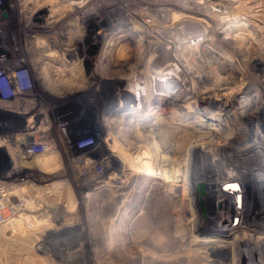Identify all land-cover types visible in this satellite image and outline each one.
I'll list each match as a JSON object with an SVG mask.
<instances>
[{
    "label": "bare ground",
    "instance_id": "obj_1",
    "mask_svg": "<svg viewBox=\"0 0 264 264\" xmlns=\"http://www.w3.org/2000/svg\"><path fill=\"white\" fill-rule=\"evenodd\" d=\"M210 1L204 0V6L209 9L208 2V5L213 3V5L219 6L218 10L214 9L216 12L211 11L213 9H209L207 12L200 9L195 10L192 4L183 5L180 2L182 5L177 4L176 6L182 11L174 13L172 20L161 28L156 26L157 21L167 20L164 16L170 13L175 2L172 0H121L119 3L123 4L124 10L127 12L126 15L124 14L125 18L122 24L126 25V28L129 27L128 30L119 28L105 31L100 28L90 29L87 23L82 20L81 12L90 11L87 6L91 0H10V9L12 7V15L15 17V27L20 29L16 30L12 36H5V38L10 41L12 37L11 43L13 42L12 44L15 45L16 42L20 45L18 52L16 51L17 54L20 55L21 52L25 53L26 51L25 56L28 58L29 70L28 74L24 72V78H22L25 80L24 83H30L31 86L38 84L56 98H63L76 90L88 89L93 86L95 88L100 86V92L107 94L109 91L106 89L107 85L119 81L130 82L131 80H136L137 83L133 84L134 81L130 83L126 91H121L120 87H117L118 85L110 90L114 92L112 96L114 101H116L115 96L118 93L136 92L142 94L141 104H137L135 108H128L129 112L136 113L140 109L142 111L146 108L149 109V102L156 93H158L156 97L162 98L171 92L173 96L167 97L175 98L176 105L174 110H171L172 120L175 123L170 121L171 117L167 121L158 119L152 123L144 122L142 124L128 121L123 118L124 115L119 119L110 120L109 117L107 118L109 113L100 110L99 115L103 119L104 127H110L121 146L131 152H129L128 161L124 160L126 167L122 170L119 182H110L111 177L103 175L102 182L96 181L87 184V192H83V198L89 199L94 190L97 192V188H100L103 191L109 190V195L99 196L102 202L115 203L118 201L122 203L128 199L132 183L142 174L141 166L147 164L148 167L144 172H147L148 174L145 173L147 177L154 179L155 182L146 195L148 207L144 206L145 211L141 215V219L145 221V228L138 230L137 233L134 232L135 241L143 246L151 247L169 239L164 246L166 249L179 244H189L190 254L197 257L194 255L196 249L191 247V243L197 239L195 233L197 226L208 220H212L214 223L224 217L230 218L231 221V218H234L232 215H235L236 219L232 221L240 220L239 223L243 224L249 233L244 240L239 238L231 244H222V247L218 244L215 245L212 243L213 241H211L212 244L209 243L210 245L206 244V249L203 252L207 264H224L216 253L219 248L223 247L232 250L233 264L236 263V260L239 264H264V135L254 133V127L248 130L249 133L247 132L246 135L245 130L243 133L244 128H241L243 125L238 121L248 111L250 112L257 105L264 103V99L259 92L254 91V81L253 85L249 82L242 93L230 101L223 98L220 101L215 100L207 93V90H219L221 86L231 81L232 76L235 77L238 73L242 76L255 75L256 70H252L251 66L253 65L251 64L261 55L248 54V51L243 48H237L235 49L237 58L230 59L212 47L203 44L205 33L212 26L199 15H204L206 18L214 15V19L216 16L223 20L232 12L229 8L235 5L229 4L236 2V0ZM131 5L134 7L131 8ZM203 8L205 10V7ZM96 10L98 13L94 14V18L99 17L98 14L101 16L106 9L103 6H96ZM209 12L213 14L210 15ZM137 18H141L144 22L140 28L132 25ZM181 19L185 20L183 22L186 24V28H184L185 25H182L184 27L173 26ZM34 21L38 26L32 28L31 25L35 24ZM200 21L206 22L207 27H202ZM180 22L182 20L179 21V24ZM224 25H226L225 22L221 28L224 29ZM137 28L142 31L141 34L139 33L140 36H137L138 38L136 37ZM126 36L128 38H125ZM90 38L95 41L100 40L103 44L98 49L82 52L79 45ZM195 38H199L198 41H195ZM193 41L199 46H196ZM188 54H191V57ZM192 58L198 60L204 69H196ZM204 70L210 71V75L215 72L220 74L216 73L217 77L212 76L214 77L212 80L209 74L208 76L205 74L206 72H203ZM8 78L13 87L12 77L8 75ZM205 85L212 88L205 91L208 96L201 97V88ZM13 90V99H16V90L14 88ZM30 98V102L37 99L35 95ZM12 100L0 97V107L21 109L14 106ZM184 103H188L189 108ZM94 109L95 107H89L83 113L94 115L96 114L92 113ZM189 109L201 113L208 111L213 114L218 112L226 114L223 121L227 126L225 128L229 130L228 135H224L219 128L215 137L221 140H216L217 142L212 141L214 138L201 140L204 142L205 148H203L201 143L197 142L200 138L197 139V136L194 135V131H198L197 121L189 123L186 120L190 112ZM21 110L30 117L32 126L30 134L36 135L41 132L43 136L50 139L48 150L54 148L57 142L55 136L49 135V133L52 125H55L52 122L59 123V121L56 119L49 121L50 119L48 120L46 115L39 114L41 110L36 111V114L31 113L32 111L30 112L27 108ZM66 116L69 118L67 114ZM61 119V124L66 126L67 132L70 127L66 125L63 118ZM81 119H83L82 116ZM231 127L233 131L230 129ZM113 129H116L120 135L115 134ZM187 129H191L192 133L186 131ZM236 130L238 133H243L244 141L236 140ZM62 132L64 133V131ZM179 133L180 135H178ZM222 139L225 140L224 144L221 143ZM126 140L127 144L123 142ZM141 142L155 145L157 151L151 155L150 160L132 159L138 150L137 145ZM69 148L71 147L69 146ZM183 161H186L184 164L186 169L175 166ZM90 162L92 161L88 158V153L73 155L70 163L78 169L76 171L78 180L84 178H82L81 170L98 172L93 170L95 165ZM32 163L42 166L44 173H52L66 168L65 160L55 153L53 156L40 159L35 156ZM220 167L225 170L228 168L229 171L233 168L236 171L233 173L227 171V174ZM191 171L192 174H187ZM204 173L209 175V179L204 178ZM56 181L58 190H61L64 185H70L69 179L65 177ZM199 184L203 186L202 189H199ZM68 197L70 198L69 195ZM208 197L212 198L211 201L207 200ZM65 198L67 199V196ZM243 236L241 234L239 237Z\"/></svg>",
    "mask_w": 264,
    "mask_h": 264
},
{
    "label": "rangeland",
    "instance_id": "obj_2",
    "mask_svg": "<svg viewBox=\"0 0 264 264\" xmlns=\"http://www.w3.org/2000/svg\"><path fill=\"white\" fill-rule=\"evenodd\" d=\"M102 1L107 2L105 3L106 5ZM120 1L121 0H91L90 4L87 6L90 11L81 12L82 20L87 23L90 29L100 28L101 30L106 31L122 28L123 30H128L129 27L126 28V25L123 26L122 24L127 12L124 10V7L122 6L123 4L119 3ZM213 1L216 2V0H211L210 2ZM172 2H175V5H173L170 13L164 16L167 20L157 21V27L163 28L166 23L172 20L174 13L182 11V9L180 10V8H177V4L179 6L181 3L183 5L192 4L193 7H195V10L200 9L204 12H207L209 9H213L211 11L216 12L214 9L218 10L219 7L215 4L213 5V3H210V6L208 5V2L207 7L210 8L207 9L206 6H204V0H190L189 2L186 0H172ZM229 5H234L232 8H229L232 12L223 20L216 18V16L214 19V15L210 17L207 16V18L204 17V15H199L206 19L207 23L212 26L207 29L205 33L206 42L203 40V44L212 47L217 50V52L230 59L237 58V50H235L237 48H243V50L248 51V54L255 53L254 55H261V57L257 58L251 64L253 65L251 66L252 70H256L255 75L250 74L242 76L238 73L237 76H235L236 78L232 76L233 80L230 78L232 82L230 81L221 86V90H212V87H209L208 85H205L206 87L201 86L202 93L200 96L206 97L209 94L215 100L220 101L224 99L230 101L235 98V96H239L249 82L252 84L254 81V85L252 84L254 91L257 93L259 92L264 99V0H236V2L234 1V3ZM10 6V0H0V58H2L0 63L1 98H6V94H11L14 97V91L12 88H8L9 91L2 88L4 82L9 84V75L14 81L13 88L16 90L15 93L17 96L16 99L12 100L14 106L18 108L20 107L21 109L27 108L34 114H36V111L39 112L41 110L39 114L43 113L46 115L47 119H50L49 121H53L54 119L59 121V123L52 122L55 125H52L49 135L55 136L59 151L54 153L58 154L65 160L66 168L52 173H44L42 171V166L39 165L40 167H35L31 171L26 172V175H29L31 182H33L31 189L32 195L43 194V197H38L37 199L45 201L44 207L47 210L45 209L46 211L44 212V215L46 218L41 221H34L35 225L32 226H29L24 220L13 221L14 224L7 223L0 226V264H207V261L204 258L205 253L203 252L206 249V244L210 245L209 243L213 241L212 243H215V245L218 244L222 247V244H231L232 242H235L236 239L241 238L244 240L246 238L249 231L247 232V228L239 223L240 220L233 222V219H236V216L232 215L234 218H231V221L230 218L224 217L220 218L217 222L215 221L213 223L212 220H208L197 226V231L195 232L197 234V239L191 243V247L196 249L194 255H197V257L190 254L188 250L190 247L189 244H179L175 247L166 249L164 246L169 239L163 243L154 244L151 247L143 246L135 241L134 232L137 233L138 230L145 228V221L141 219V215L144 214V206L146 208L148 207L146 203V195L152 184L155 182L154 179L147 177L145 174L147 172H144L148 167L147 164L141 166L140 171L142 174H140L132 183L130 195L128 199L122 203L118 201L115 203L102 202L99 196L109 195V190L103 191L100 188H97V192L94 190V193L89 199L83 198L82 195L87 192L86 187H88L90 183H95L96 181L102 182V178H104L103 175L110 176L112 179H110V182H119L122 170L126 167L125 161H128L129 152H131L121 146L120 141L114 136L113 131L109 126V128H107V126L104 127L103 119L99 115L100 110H105L109 113L107 118L109 117L110 120L119 119L124 115L123 118H126V120L133 121V123L138 122L139 124L144 122L152 123L158 119L167 121L170 117L171 121V110H174L173 108L176 105L175 98L167 97L170 95L171 97L173 96L171 92H168L167 94L169 95L165 94L162 98L156 97L158 96V93H156L149 102V109L146 108L143 111L142 109H135L137 111L136 113H133L129 112L128 108H135L137 104L140 105L143 98L142 94L136 92L118 93L117 96H115L116 101H114L112 99L114 92L110 90L112 87L114 88L118 85L117 87H120L121 91H126L128 89L127 86L130 83H133V81V84L137 83L136 80H131L130 82L119 81L112 85H107L106 89L107 91L109 90L107 94H102L100 92V86H97L96 88L93 86L88 89L84 88L76 90L63 98H56L46 92L38 84H33L32 86L30 83L25 84V80L22 78H24V72L28 74L29 70L28 58L25 56L26 51L25 53L21 52L20 55L17 54L16 51L20 45L16 44V42L15 45H13V42L11 43L12 37L10 38V41L5 38V36H12L16 30L20 29H16L15 27V17L12 15V7L10 9ZM96 6H103L106 10L102 12L103 14H101V16L98 14L99 17L94 18V14L98 13ZM133 7L134 6L131 5V8ZM203 7H205V10H203ZM209 14L212 15L213 13L209 12ZM181 20L182 22L179 24V21ZM181 20L175 22L176 24L174 23L173 26L181 25L180 27H184L182 25H185L184 28H186L187 26L184 24L185 20ZM224 22L226 25H224L225 27L223 29L221 26ZM34 23L35 24L31 25L32 28L38 26L36 21H34ZM199 23L202 27H207L206 22L200 21ZM133 24L140 28V25H144V22L141 18H137L132 25ZM138 28L136 37L140 36L142 32ZM125 38H128V36ZM198 39L199 38H195V41H198ZM195 41H193V43H195L196 46H199ZM102 44L103 43L100 42V40L95 41L93 38H90L89 40H85L82 45H79V49L82 52H88L95 48L98 49ZM188 56L191 57V54H188ZM192 61L195 63L196 69H204V66L198 63V60L193 59ZM203 72H206V75H210L211 73L208 70H204ZM216 73L217 72L210 75L212 80L214 77H217V74H220ZM27 77L29 79L28 75ZM97 78L100 77L97 76ZM207 89H211L212 92ZM206 90L208 94L205 92ZM34 95L35 98H37L36 101L30 102V97ZM29 98L30 100H28ZM184 104L189 108L188 103ZM89 107H95L92 113L96 114L90 116L83 113L86 112ZM189 111L186 120L189 123L197 121L196 126L198 127V131H194V135L197 136V139L200 138L198 139L199 141H197L199 144L201 143L200 145L203 146L204 142L201 140L205 139L210 140V138H214L212 140L214 142L221 140L220 138L215 137L219 128L224 135H228L227 133L229 130L225 128L227 126L224 125L223 121L226 114L222 112L213 114L208 111L201 113L193 109H189ZM0 114L6 116L5 118L10 120L22 119L27 115L13 112L12 109L7 107H0ZM27 116L29 117V115ZM81 116L83 119H81ZM61 118H63L66 125L70 127V130L67 132L66 126L61 124ZM172 121L174 122V120ZM238 121L243 125L241 128H244L243 133L245 130L246 135L248 130L252 127H254V133L256 132L264 135V103L257 105V107L250 112L248 111ZM29 122L31 123V120H29ZM78 126L81 129L83 128V130L79 135L76 134L73 136L71 133L77 130ZM230 129L233 131L232 127ZM113 130L115 134L120 135L116 129ZM62 131H64V133ZM186 131L191 132V129H187ZM238 131L235 135L236 140L242 142L245 138L243 133H238ZM180 133L178 135H180ZM68 135L70 136L72 143L75 141L74 146L70 145L69 141H67ZM78 136L83 138L87 137L88 140L93 143V145H91L93 151H86V153L90 155L88 156L92 161L90 163L95 165L93 170L98 171L93 172L90 170H81L82 178L84 177V180H78L76 175L78 169L75 168L74 164L70 163L74 152L77 153L78 151H84L87 149V147H84L86 141L84 142L82 139L79 140L77 138ZM125 137L127 138V136ZM123 142L126 144L128 143L127 140ZM221 143L224 144L225 140L222 139ZM138 145V150H136V153L132 158L133 160H150L151 155L157 151L155 145L148 142H141ZM69 146L72 149L69 148ZM203 148L205 147L203 146ZM54 153H49L43 157L53 156ZM82 153H85V151ZM6 154V149L0 148V163L8 160ZM185 162L183 161L181 164L175 166L179 168L185 167L184 169H186L187 167L184 165ZM220 169L227 174L228 172L233 173L236 171L233 168L230 169L231 172L228 168L225 170L223 167H220ZM22 174L24 173L22 172ZM187 174H192V171ZM62 177L68 178L70 185H64L61 190H58L56 188V180ZM204 178L209 179V175L204 173ZM202 187L203 186L199 184V189H202ZM239 191L238 193L241 192ZM66 196L67 199L65 198ZM208 198L209 199L207 200L211 201L212 198ZM241 234L244 236L239 237ZM216 253L221 257V259H219L224 264H233V252L231 249L226 247L219 248ZM235 264H239L238 260H236Z\"/></svg>",
    "mask_w": 264,
    "mask_h": 264
},
{
    "label": "built area",
    "instance_id": "obj_3",
    "mask_svg": "<svg viewBox=\"0 0 264 264\" xmlns=\"http://www.w3.org/2000/svg\"><path fill=\"white\" fill-rule=\"evenodd\" d=\"M2 88L7 91H9L8 88L13 90L10 81L9 84L4 82ZM5 97L6 99H13L11 94H6ZM7 108L12 109L16 113L27 114L23 113L21 109ZM5 117L0 114V148L6 149V158H8V160L5 159L6 161L0 163V226L7 223L14 224L13 221L18 220H24L29 226H32L35 225L34 221H41L46 218L44 212L47 209L44 207L45 201L40 202V199H37L38 197H43L42 193L32 195L33 182H31L29 175H26V172L31 171L35 167H40L39 164L34 165L32 163L35 156L40 159L49 153L58 152L59 148H57L58 145L56 144L54 148L48 150L50 141L48 137L43 136L41 132L36 135L30 134L32 126L27 115L17 120H10ZM82 130L83 128L81 129L78 126L77 130L71 134L73 136L79 135ZM67 138L69 144L74 146L75 141L72 143L69 135ZM77 138L79 140L82 139L84 142L86 141L84 146L85 148L87 147L84 150L85 154L86 151H93V147H91L93 143L87 137L78 136ZM84 151L74 152V154H80ZM88 156L90 155L88 154Z\"/></svg>",
    "mask_w": 264,
    "mask_h": 264
}]
</instances>
